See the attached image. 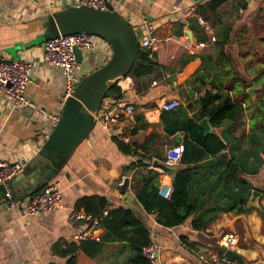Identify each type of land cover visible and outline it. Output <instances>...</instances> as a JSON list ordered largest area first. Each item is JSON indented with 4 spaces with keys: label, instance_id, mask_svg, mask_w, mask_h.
Listing matches in <instances>:
<instances>
[{
    "label": "crops",
    "instance_id": "obj_1",
    "mask_svg": "<svg viewBox=\"0 0 264 264\" xmlns=\"http://www.w3.org/2000/svg\"><path fill=\"white\" fill-rule=\"evenodd\" d=\"M208 1L210 0H109L115 11L135 30L141 26L139 20L142 17H149L156 23L159 46L150 57H155L156 62L166 70L159 68L153 74L139 79L128 77L130 88L122 96L121 101L124 104H133L135 113L130 118L121 115L122 119L111 133L104 129L97 115L111 111L118 102L117 99L110 97L102 104L98 113L91 114L92 122L87 121L90 124L88 135L71 156L67 157L64 168L55 178L63 187L62 209L25 219L17 210L9 208L5 198L0 200V264H66V259L56 254L54 248L60 245L65 249L68 244L77 243L74 237L82 225L71 223L69 220L71 211L76 209L81 199L89 196L107 199L111 209L121 207L124 195L120 188L125 179L129 180L127 191L136 195L137 189L145 184L150 173L158 174L160 196L165 199L171 198L175 177L186 166L181 160L173 165L167 164L166 154L168 150L184 145L187 139L190 141V134L184 128L185 118L181 111L185 109L190 118L197 119L201 110L199 103L211 88L208 85H203L198 90L196 87L189 88L188 91H192V100L189 102L181 96L180 90L181 82L186 81L190 74L183 78L180 76L173 78V73L169 69L178 67L182 56L195 55L198 58L193 64L194 74L202 64L200 55L213 54L210 47L214 43L211 41L215 35L214 31L212 34L207 32L209 37L207 42H198L193 27V42L189 38L188 41L185 39L189 25L193 26L191 19H197L198 22L199 17L196 16L198 7ZM244 2L247 4L246 10L241 9L243 4L241 0H230L220 12L223 23L231 25L234 30L232 42L227 50L238 64L241 75L246 77L245 65L253 56L251 54L246 56L238 46V41H245L247 35L238 38L236 34L252 27L253 20L264 8V0ZM73 6V0H0V57L33 61L34 73L25 95L37 107L45 109L53 116L61 115L63 111L64 76L60 68L50 67L43 61L44 43L49 39L45 33V23L48 16ZM178 22L183 25L181 37L174 35L178 29L173 27V24ZM198 25L203 27L199 22ZM187 43L191 45L190 49L186 48ZM201 44L205 47H199ZM111 54L112 50L106 47L100 51L86 53L83 63L80 64L81 76L84 77L105 65ZM173 100H180L181 106L173 111L164 110L163 106ZM217 103L218 101H211L207 105L211 107ZM0 108V160L24 161L27 167L23 173L27 174L42 163L51 162L40 144L46 120L34 119L32 109L10 112ZM194 114L198 117L195 118ZM201 120L199 119L198 123ZM134 129L137 130L136 133L133 132ZM204 132L216 133L228 147L226 151L216 156H211L204 148H199L206 157L197 164L204 166L200 173L204 180L197 188L212 189V193H207L204 198L207 206L210 203L224 206L232 202L227 196L222 195L226 187L223 182L216 183V178L209 175L213 171L218 173L224 171L226 163L233 159H239L243 163V169L246 171L240 177L250 184L251 191L262 192L264 135L252 129L247 111L244 109L235 121L226 122L220 128L212 126L211 133L205 130ZM127 147L131 149L130 152L125 150ZM251 148V153H244ZM223 156L226 157L223 163L210 166ZM156 161L177 167L174 177L156 168L154 166ZM134 165L135 167L129 170ZM26 182L33 188L30 180ZM15 187L21 189L23 186L17 182ZM164 187L169 189L168 196L162 193ZM26 197H31V194H21L16 199ZM259 203L264 207L263 199ZM257 210L240 216L221 213L206 233L211 239H216L218 241L216 244L220 246L221 236L234 232L238 243L231 250L240 253L248 264H264V221ZM140 214L147 220L153 238L162 247L158 264H202L179 249L181 236H189L192 240L199 238L200 233L194 231L192 227L193 217L180 227L164 228L157 224L155 216L146 214L143 207ZM97 224L98 221L91 223V231L96 237L95 240L99 241L103 230ZM208 254L213 262L214 259L221 257L217 250L209 249ZM102 262L103 260L98 262L81 251L77 254L78 264ZM229 264L241 263L230 260Z\"/></svg>",
    "mask_w": 264,
    "mask_h": 264
},
{
    "label": "trees",
    "instance_id": "obj_2",
    "mask_svg": "<svg viewBox=\"0 0 264 264\" xmlns=\"http://www.w3.org/2000/svg\"><path fill=\"white\" fill-rule=\"evenodd\" d=\"M241 1L243 2L241 9L246 10L245 0ZM229 2L230 0H210L200 5L196 11V16L205 20L215 32V42L210 47L213 54L200 55L202 64L197 72L193 74L192 69L198 56L188 54L182 56L178 67L169 69L173 73V78L178 76L183 78L190 74L186 81L181 82L180 90L181 96L189 102L192 100V91H188L189 88L196 87L198 90L203 85L211 88L199 103L201 110L197 119L190 118L185 109L181 111L185 118L184 128L190 134V141L187 139L183 145L181 162L186 167L175 177L174 192L170 199L161 197L160 176L154 173L149 174L145 184L136 192V197L145 213L155 216L157 224L164 228L180 227L193 217L192 227L194 231L200 233L199 238L192 240L189 236H181L179 249L202 264H215L208 254L209 249L217 250L220 256L225 253L224 249L218 246V243L216 244L217 240L211 239V236L206 233L219 214L232 213L240 216L249 214L254 209L247 208L252 187L240 177L246 170L243 169L244 165L239 159L227 162L224 171L219 173L213 171L209 175L211 178H216V183L223 182L226 187L222 195L227 196L232 202L224 206L217 203H210L207 206L204 198L207 193H212V189L197 188V185L204 180L200 174L204 166L197 164L206 157L199 148H204L209 155L216 156L226 151L228 147L222 137L216 133L205 134L198 120L208 118L212 126L220 128L226 122L235 121L245 109L252 129L264 135V8L253 20L251 28L243 29L236 34L238 38L247 35L245 41H238V46L246 56L250 54L253 56L245 65V77L241 75L238 64L227 50L232 42L234 30L231 25L223 23L220 11ZM190 22L193 24L197 41L207 42L209 37L205 28L198 25L197 19H191ZM173 27L178 29L174 33L175 37L183 36V25L180 22L173 24ZM151 55L150 51L139 47L137 60L132 70L125 76L139 79L153 74L156 69L166 70L156 62L155 57L151 58ZM252 87L258 89L255 100L247 93ZM212 91L215 93L213 94ZM122 96L120 88L114 84L105 98L113 97L118 100ZM211 101H218V103L208 107L207 104ZM83 116L89 123L92 122L91 114L84 113ZM133 132L136 133L137 130L134 129ZM125 150L130 152L131 149L127 147ZM251 150L252 148L244 153H251ZM48 158L54 164L51 173L47 174L46 181L31 196L40 194L64 168L67 160V157L60 156ZM224 159H226L225 156L210 166L221 164ZM134 167L135 165L131 166L129 170ZM262 194L264 200V189ZM75 210H83L90 216L92 218L90 224L98 221L97 226L103 230V233L99 241L86 239L79 244L70 243L65 249H62L60 245L55 247L54 252L66 259V264H78L77 254L80 251L98 262L103 260L100 264H152L144 255V249L154 242V238L142 214L137 215L134 211L122 207L111 209L107 199L99 196L81 199ZM257 211L264 221V207Z\"/></svg>",
    "mask_w": 264,
    "mask_h": 264
},
{
    "label": "built area",
    "instance_id": "obj_3",
    "mask_svg": "<svg viewBox=\"0 0 264 264\" xmlns=\"http://www.w3.org/2000/svg\"><path fill=\"white\" fill-rule=\"evenodd\" d=\"M74 6H88L98 10H107L109 0H73ZM198 22L205 28L208 33H213V29L202 18ZM141 26L135 30V35L139 42V47L150 51L152 54L158 49L159 40L156 37L157 26L156 23L149 17H142L139 20ZM185 39L188 41V37ZM215 42V37L211 39ZM190 44L187 43L186 48L190 49ZM109 48L104 40L96 36H90L86 33L75 34L72 36H60L56 39H49L44 43L43 61L50 67H58L63 71L64 76V94L62 97V108L66 102L73 97L78 83L82 76L80 74V64L77 63L74 54V48H78L83 56L95 50ZM199 47H205L204 44ZM34 63L31 59L9 60L0 57V107L5 108L10 112H16L21 109H32L33 117L36 120H46L44 126L45 130L42 132L41 146L44 147L45 143L58 123L61 115H49L43 108L37 107L30 101L25 93L28 85L32 81L34 73ZM128 77H120L116 85L120 88L121 93L124 95L130 88ZM156 84V83H154ZM107 98L105 101H107ZM104 101V102H105ZM113 109L109 112H104L97 115L98 121L103 125L104 129L111 133L116 125L120 122L121 115L124 118H130L135 113V107L131 103H122L121 98L117 100ZM180 100H173L163 106L166 111H173L181 106ZM1 109V108H0ZM51 120V122H50ZM184 152V146L178 145L167 151L166 163L169 165L180 162ZM27 167L24 161H3L0 160V185L6 186L9 180L16 178L23 174ZM56 178V177H55ZM53 178L44 190L31 197L24 199H16L11 195L7 198V203L10 209H15L19 215L25 219H32L63 208V187L59 180ZM122 182L121 186L123 185ZM163 195L168 196L169 189L166 187L162 190ZM106 214V213H105ZM69 220L73 224H81L82 228L74 237V241L80 243L86 239H95L94 233L91 231L92 218L85 214L83 210H73L69 215ZM96 221H94L95 223ZM238 243V238L235 234H226L219 241L221 248L226 250L232 249ZM162 247L154 239V242L144 249V255L151 261L152 264L159 263V255ZM204 259V258H201ZM212 259V258H211ZM213 261V260H212ZM229 259L225 257V253L220 258L214 259L215 264H229Z\"/></svg>",
    "mask_w": 264,
    "mask_h": 264
},
{
    "label": "water",
    "instance_id": "obj_4",
    "mask_svg": "<svg viewBox=\"0 0 264 264\" xmlns=\"http://www.w3.org/2000/svg\"><path fill=\"white\" fill-rule=\"evenodd\" d=\"M192 28L193 26L189 25L186 35L193 42ZM45 33L49 39L86 33L101 38L109 44L112 50L111 57L105 65L81 78L73 97L66 102L58 123L44 145V152L48 157L66 158L71 156L90 131V124L83 114L98 113L107 99L105 95L110 87L116 84L120 77L127 75L132 70L137 60L139 42L133 27L115 11L110 3L107 10L104 11L88 6H73L57 11L48 16ZM74 54L77 63H83L84 56L78 48H74ZM257 90L252 87L248 89L247 93L255 100ZM194 117L197 118L198 115L194 114ZM199 126L207 133L212 132V125L208 118L202 119ZM53 166L52 161L42 163L30 174L25 172L9 180L6 186L0 185V200L3 198L7 200L8 194L13 198L21 194H32L46 181L47 174L51 173ZM154 166L162 169L172 178L177 171V167L167 166L158 161L154 163ZM27 180H30L33 188L28 186ZM17 182L22 184L21 189H16ZM128 186L129 180L125 179L120 188L124 195L121 207L130 209L138 215L142 212V205L135 194L127 191ZM262 197L261 191L254 190L247 203V208L260 210L262 207L259 202ZM225 257L241 264H248L244 257L235 250H226Z\"/></svg>",
    "mask_w": 264,
    "mask_h": 264
},
{
    "label": "rangeland",
    "instance_id": "obj_5",
    "mask_svg": "<svg viewBox=\"0 0 264 264\" xmlns=\"http://www.w3.org/2000/svg\"><path fill=\"white\" fill-rule=\"evenodd\" d=\"M232 261V260H231Z\"/></svg>",
    "mask_w": 264,
    "mask_h": 264
}]
</instances>
